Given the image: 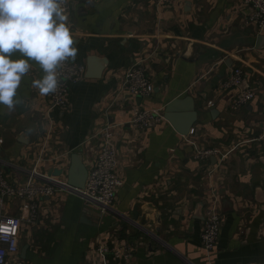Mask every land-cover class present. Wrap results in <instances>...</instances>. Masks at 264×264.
Listing matches in <instances>:
<instances>
[{"label": "crops", "instance_id": "1", "mask_svg": "<svg viewBox=\"0 0 264 264\" xmlns=\"http://www.w3.org/2000/svg\"><path fill=\"white\" fill-rule=\"evenodd\" d=\"M73 61L84 78L69 86L67 108H53L34 86L45 73L31 67L9 111L0 105V174L23 183L30 172H65L72 155L86 169L96 160V133L117 126L121 186L111 212L59 192L38 201V217L20 228L18 259L25 264H264V147L253 141L264 127V49L250 7L242 0H77L66 14ZM25 58L19 52L12 59ZM92 73L87 78L89 60ZM143 60L153 92L128 95L123 75ZM235 69L240 91L254 98L235 109V89L223 83ZM238 90V91H239ZM192 100L195 121L183 137L166 121L139 130L134 111L163 110ZM211 102L212 106L207 104ZM188 104L175 113L182 121ZM193 143V146L190 144ZM221 151L222 163L193 157L194 148ZM217 202L221 228L208 257L200 240L204 208ZM21 201L6 204L18 216ZM110 251L98 256L97 246Z\"/></svg>", "mask_w": 264, "mask_h": 264}, {"label": "built area", "instance_id": "2", "mask_svg": "<svg viewBox=\"0 0 264 264\" xmlns=\"http://www.w3.org/2000/svg\"><path fill=\"white\" fill-rule=\"evenodd\" d=\"M77 0H62V7L67 14ZM176 0H157V3L173 2ZM243 4L252 11L251 20L259 32L264 31V0H242ZM85 66L71 58L61 62L57 68L58 86L54 92L45 94L53 108H67L69 86L84 78ZM244 74L241 69H235L223 83L224 89L237 90L232 101L235 109L246 106L254 98L251 89L240 91ZM125 91L134 98H149L153 92L143 60L133 64L123 75ZM239 90V91H238ZM208 107L212 103L207 104ZM161 110L140 108L134 111L130 125L139 130L147 129L151 123L163 121ZM117 126L108 125L100 129L96 136L101 140L99 154L87 169V178L83 190L70 188L65 181L51 178H40L35 172H30L23 183L14 184L5 180L0 174V222L12 221L14 231L8 234L0 233V264H25L18 259L20 228L22 225H33L38 217V201L52 198L59 192L79 197L87 204H92L101 213L111 212L115 203L116 192L121 186V178L116 164V133ZM253 141L264 147V127ZM193 146V143H190ZM193 157L197 161L208 162L212 158L222 163L224 155L215 148L200 149L195 147ZM21 201V212L18 216L7 213L6 204ZM221 228V214L217 202L209 200L204 208L200 240L203 250L208 257L217 244ZM96 252L102 259L106 258L109 250L104 245L97 246ZM208 264H212L210 261Z\"/></svg>", "mask_w": 264, "mask_h": 264}, {"label": "clouds", "instance_id": "3", "mask_svg": "<svg viewBox=\"0 0 264 264\" xmlns=\"http://www.w3.org/2000/svg\"><path fill=\"white\" fill-rule=\"evenodd\" d=\"M62 0H0V105L15 109L22 77L35 61L45 75L34 82L41 94L54 92L58 86L57 68L78 49ZM22 57L13 60L12 54ZM14 231L12 221L0 222V233Z\"/></svg>", "mask_w": 264, "mask_h": 264}, {"label": "water", "instance_id": "4", "mask_svg": "<svg viewBox=\"0 0 264 264\" xmlns=\"http://www.w3.org/2000/svg\"><path fill=\"white\" fill-rule=\"evenodd\" d=\"M257 50L264 49V34L259 36L256 43ZM95 61L94 58L89 60V65L87 67V78H98L99 75H94L92 73L91 63ZM183 104H188V114L184 116L182 121L180 117L175 113L178 111L179 107ZM192 100L190 98H186L185 100L175 99L171 101L163 110V119L168 122L175 131H177L181 136L186 137L190 131L191 127L195 121V112L193 111ZM64 173L61 170L51 169L47 172V178L51 177H59ZM66 177V185L70 188L83 190L87 178V169L82 162V158L80 155H72L70 159V165L65 172Z\"/></svg>", "mask_w": 264, "mask_h": 264}]
</instances>
